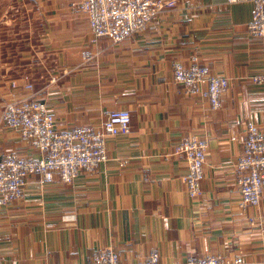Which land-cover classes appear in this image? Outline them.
<instances>
[{"label": "crops", "instance_id": "crops-1", "mask_svg": "<svg viewBox=\"0 0 264 264\" xmlns=\"http://www.w3.org/2000/svg\"><path fill=\"white\" fill-rule=\"evenodd\" d=\"M80 2L0 0V116L12 97L32 96L59 129L98 125L114 110L130 112V129L107 138L96 172L71 184L32 176L18 201L0 205V264L83 263L102 249L119 264L153 250L160 264L211 255L264 264V188L257 207L242 208L235 171L246 125L264 133V43L247 31L252 4L177 0L147 31L113 45L94 41ZM194 57L229 81L216 111L173 81V65ZM188 137L208 142L196 198L173 154ZM11 154L40 157L0 122V159Z\"/></svg>", "mask_w": 264, "mask_h": 264}, {"label": "built area", "instance_id": "built-area-1", "mask_svg": "<svg viewBox=\"0 0 264 264\" xmlns=\"http://www.w3.org/2000/svg\"><path fill=\"white\" fill-rule=\"evenodd\" d=\"M177 0H81L76 9L87 18L90 34L94 41L108 39L116 45L147 31L157 17L173 11ZM226 4L251 3L252 19L247 31L264 43V0H225ZM98 53L85 55L84 63H90ZM173 81L182 86L189 95H202L208 99L211 110L221 107L223 94L229 86L225 77L213 75L209 69L192 58L190 65H173ZM254 79V82H261ZM206 87L204 90L203 87ZM17 88V83L11 84ZM26 89L32 85L25 83ZM0 122L26 140L40 153L39 158H20L11 154L0 159V205L18 201L28 178L38 176L41 184L52 183L56 178L63 184H71L81 174H91L108 161L106 140L127 134L131 115L127 110H114L106 114L98 125H82L68 129L56 127L55 117L45 102L34 97H12L4 106ZM242 152L235 162L240 206L257 207L264 188V133L254 123L245 129ZM208 142L196 137L183 139L173 154L182 156L187 165L184 181L187 194L196 198L206 163ZM120 162L119 166L123 167ZM242 263L241 258L235 261ZM221 255L189 257L185 264H227ZM72 264H119V255L110 250L95 251L83 263ZM138 264H160L156 250Z\"/></svg>", "mask_w": 264, "mask_h": 264}]
</instances>
